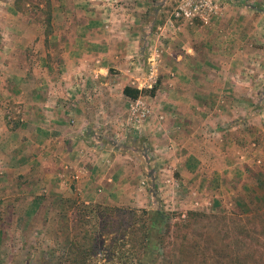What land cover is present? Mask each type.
<instances>
[{"label": "crops", "instance_id": "obj_1", "mask_svg": "<svg viewBox=\"0 0 264 264\" xmlns=\"http://www.w3.org/2000/svg\"><path fill=\"white\" fill-rule=\"evenodd\" d=\"M46 2L49 21L30 19ZM170 3L0 0L2 207L22 195L25 210L67 198L147 208L156 196L202 208L225 192L234 161L252 162L234 130L264 112V0H220L209 26L178 34L160 31ZM147 46L163 55L137 136L123 89L143 78ZM130 139L146 152H129Z\"/></svg>", "mask_w": 264, "mask_h": 264}, {"label": "rangeland", "instance_id": "obj_2", "mask_svg": "<svg viewBox=\"0 0 264 264\" xmlns=\"http://www.w3.org/2000/svg\"><path fill=\"white\" fill-rule=\"evenodd\" d=\"M177 1L171 0L170 5L163 6L164 13L166 12L169 16L161 32L170 30L178 34L183 26H193L196 23L209 26L217 17L208 25H202L199 21L189 25L183 20H175L172 15ZM46 4L43 9L45 14L39 15L37 13L40 8L35 4V16H29L30 19L33 18V21L38 23L44 18L49 21L51 16L48 13V2ZM30 5L33 6L31 3ZM24 18L26 20V16ZM168 19L173 21V27L167 23ZM149 50H155L160 56L157 71L160 75L163 49L147 46L146 55ZM144 61V74H146V57ZM36 69L38 68L35 67ZM22 70L27 73V69ZM30 72L32 74V70H29L28 74ZM260 99L264 101V97ZM246 115L249 116L248 113L240 116L244 117L245 122L241 121L242 126L240 128L237 126L234 131L243 133L236 145L244 151L246 158H252V162L250 164H241L238 161L232 163L235 177H226L225 192L220 194L221 197L217 200L214 194L209 196V201L215 202L207 201L202 208H192L188 202H184L187 199L185 196L182 204L179 203L177 207L170 208L160 196H156L154 203L150 202L147 208L115 205L130 209H145L149 212L152 210L162 212L163 221L159 222L157 230L158 234L164 238V244L160 252L155 253V255L158 253L155 264H200L198 255L202 252L199 253V248H196L199 244L205 249V264H224L221 259L225 260L226 253L240 255L239 257H243L244 264H264V112L253 113V118ZM131 130L138 136L139 129L133 127ZM129 143L130 149L127 147L129 152L137 151L141 154L146 152L139 140L130 139ZM257 149L261 152H256ZM135 163L137 164L136 161ZM20 198L23 200L18 201L17 207L0 205V264H65L64 259L70 239L67 215H71L75 210L74 205L81 202L75 198H67L60 207L45 208L42 205V208L25 210V207L21 205L27 203L24 201L27 199L22 195ZM190 212L201 213L207 217L189 221L187 229H178L179 224H187L186 216ZM183 236H186V242L192 245L189 249L188 263L180 255L185 252L181 251Z\"/></svg>", "mask_w": 264, "mask_h": 264}, {"label": "trees", "instance_id": "obj_3", "mask_svg": "<svg viewBox=\"0 0 264 264\" xmlns=\"http://www.w3.org/2000/svg\"><path fill=\"white\" fill-rule=\"evenodd\" d=\"M152 92L148 94L152 95ZM123 93L130 99L140 94L129 87H125ZM74 209L71 215H67L70 239L65 264H155L158 256L155 253L160 252L164 244V238L157 230L159 222L163 221L161 211L82 203L75 204ZM186 217L187 224H179L178 229H187L189 221L207 216L190 212ZM181 238V251L185 252L180 255L188 263L192 245L186 242V236ZM202 247L200 244L196 246L199 253L202 252L198 255L200 264H205V249ZM239 256L226 253L225 260L221 261L224 264H244L243 257Z\"/></svg>", "mask_w": 264, "mask_h": 264}, {"label": "built area", "instance_id": "obj_4", "mask_svg": "<svg viewBox=\"0 0 264 264\" xmlns=\"http://www.w3.org/2000/svg\"><path fill=\"white\" fill-rule=\"evenodd\" d=\"M220 9V0H178L172 18L183 20L189 25L194 21L208 25L218 15ZM167 23L173 27L171 19H168ZM159 59L160 56L155 50H149L146 55V74L142 79L134 80L133 89L138 90L140 94L129 100L127 107L129 127L138 129L146 120H150V105L144 93L153 91L159 83L157 73Z\"/></svg>", "mask_w": 264, "mask_h": 264}]
</instances>
